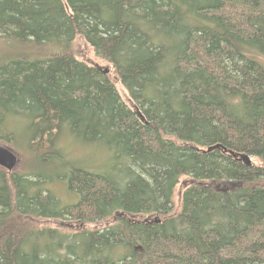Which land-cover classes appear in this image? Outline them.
Masks as SVG:
<instances>
[{"label":"trees","instance_id":"1","mask_svg":"<svg viewBox=\"0 0 264 264\" xmlns=\"http://www.w3.org/2000/svg\"><path fill=\"white\" fill-rule=\"evenodd\" d=\"M0 37L41 51L0 68V125L28 117L31 159L74 135L127 173L72 168L63 206L0 169V264H264V0H0Z\"/></svg>","mask_w":264,"mask_h":264},{"label":"rangeland","instance_id":"2","mask_svg":"<svg viewBox=\"0 0 264 264\" xmlns=\"http://www.w3.org/2000/svg\"><path fill=\"white\" fill-rule=\"evenodd\" d=\"M78 57L81 60L86 61L94 66H100L104 70L110 68L107 63L96 58L92 49L85 44V42L77 41L74 44ZM53 49L49 46L44 50L49 53ZM41 52L38 47L34 45L24 44L23 42H18L16 39L10 37H0V68L7 66L8 64L15 62L21 58V56H38ZM24 58V57H23ZM118 92L122 100L129 106L133 107L128 93L120 86H118ZM7 123L5 125H0V128H5L14 134L11 143L7 142V139L1 138L0 143L10 146L19 157L18 173H32L33 171L41 175L45 179L46 183L41 185L44 191L52 192L56 198L61 202L63 206L74 205L78 203V196L72 193L68 188V178L71 169H86L93 170L102 173H111L113 177L126 176V166L122 163H117V159L113 153L109 154L106 146L104 144H94L82 140L74 135L66 136L64 141L59 145V150L62 156H56L54 154H38L31 159L28 155V149H31L29 144L31 139V129L29 128L30 120L27 118H6ZM0 129V131H3ZM254 163L256 165L264 166V164L255 159ZM118 165V166H117ZM117 166V167H116ZM258 185H264V178L258 182ZM183 192V189L179 185L177 188L176 203H179V196ZM116 216H112L100 223H88L83 228L79 224H75V228H70V223L67 221L57 222L51 219H37L34 224L40 228H55L63 226L69 232H76L82 229H92V228H104L109 226L116 220ZM143 218H141L142 220ZM149 219L154 220L155 217L151 216Z\"/></svg>","mask_w":264,"mask_h":264},{"label":"water","instance_id":"3","mask_svg":"<svg viewBox=\"0 0 264 264\" xmlns=\"http://www.w3.org/2000/svg\"><path fill=\"white\" fill-rule=\"evenodd\" d=\"M96 67L103 69L98 65ZM109 71V68H106L104 73L108 74ZM236 158H238L239 161L246 163L248 166L252 165L251 158L247 155H239V157L237 156ZM18 163L19 159L17 155H15L12 150L0 145V167L7 170L8 172H13L17 168Z\"/></svg>","mask_w":264,"mask_h":264},{"label":"flooded vegetation","instance_id":"4","mask_svg":"<svg viewBox=\"0 0 264 264\" xmlns=\"http://www.w3.org/2000/svg\"><path fill=\"white\" fill-rule=\"evenodd\" d=\"M19 166V165H18ZM18 169V168H17ZM8 174V173H7ZM11 174H18V172H17V170L15 171V172H13V173H11ZM75 224H79V226H82V228H83V226H84V224L83 223H81L80 221H73V222H70V225H69V227L70 228H75L76 227V225Z\"/></svg>","mask_w":264,"mask_h":264}]
</instances>
